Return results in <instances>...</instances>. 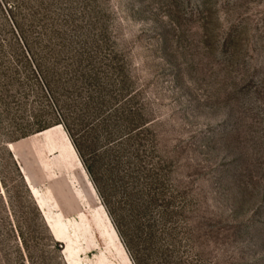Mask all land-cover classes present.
<instances>
[{
  "label": "rangeland",
  "instance_id": "1",
  "mask_svg": "<svg viewBox=\"0 0 264 264\" xmlns=\"http://www.w3.org/2000/svg\"><path fill=\"white\" fill-rule=\"evenodd\" d=\"M0 264H264V0H0Z\"/></svg>",
  "mask_w": 264,
  "mask_h": 264
},
{
  "label": "trees",
  "instance_id": "2",
  "mask_svg": "<svg viewBox=\"0 0 264 264\" xmlns=\"http://www.w3.org/2000/svg\"><path fill=\"white\" fill-rule=\"evenodd\" d=\"M44 130V129H43ZM40 131H42V130H40ZM6 151H7V153L10 155V152L6 149V148H4ZM10 157H11V155H10Z\"/></svg>",
  "mask_w": 264,
  "mask_h": 264
},
{
  "label": "water",
  "instance_id": "3",
  "mask_svg": "<svg viewBox=\"0 0 264 264\" xmlns=\"http://www.w3.org/2000/svg\"><path fill=\"white\" fill-rule=\"evenodd\" d=\"M8 148H10L8 145H7ZM11 150V149H10Z\"/></svg>",
  "mask_w": 264,
  "mask_h": 264
},
{
  "label": "bare ground",
  "instance_id": "4",
  "mask_svg": "<svg viewBox=\"0 0 264 264\" xmlns=\"http://www.w3.org/2000/svg\"><path fill=\"white\" fill-rule=\"evenodd\" d=\"M16 144V143H15ZM36 192V191H35Z\"/></svg>",
  "mask_w": 264,
  "mask_h": 264
}]
</instances>
